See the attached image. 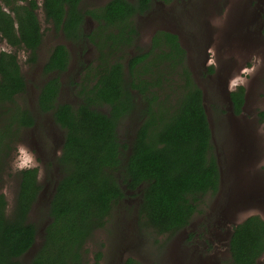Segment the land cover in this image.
Masks as SVG:
<instances>
[{"label":"trees","instance_id":"trees-1","mask_svg":"<svg viewBox=\"0 0 264 264\" xmlns=\"http://www.w3.org/2000/svg\"><path fill=\"white\" fill-rule=\"evenodd\" d=\"M2 1L14 17L0 5V38L31 51L29 61L36 63L44 36L37 0ZM82 1L43 0L48 22L68 41L92 44L97 59L84 66L75 84L77 106L58 102L60 76L72 59L68 47L56 45L43 67L45 76L56 75L41 88L38 105L65 131L58 158L63 174L31 264H87V242L105 227L128 190H140V223L171 236L187 228L205 198L215 196L221 186L204 94L178 35L157 31L148 50L131 54L140 36L136 17L147 13L155 0H110L86 11ZM86 18L96 23L89 32ZM26 92L17 56L0 53V168L22 132L35 126L33 113L22 101ZM230 97L234 113L240 115L245 88L238 86ZM139 105L140 126L131 146L126 145L119 125ZM40 191L38 168L23 169L13 218L7 214L6 196L0 194V264H20L35 245L38 229L29 215ZM229 251V264H256L264 255V220L259 215L233 226ZM101 257L96 255L95 264ZM123 264L142 263L129 257Z\"/></svg>","mask_w":264,"mask_h":264},{"label":"rangeland","instance_id":"rangeland-1","mask_svg":"<svg viewBox=\"0 0 264 264\" xmlns=\"http://www.w3.org/2000/svg\"><path fill=\"white\" fill-rule=\"evenodd\" d=\"M37 1L44 33L38 60L30 63L29 54L23 50L19 56L28 86L22 101L33 113L35 126L22 132L0 168V194L7 198L10 218L14 217L20 172L38 168L41 193L29 215L38 235L35 245L20 258V264H31L42 245L50 222L49 204L63 174L58 158L65 131L51 113H41L38 105L41 87L51 77L44 75L43 67L56 45L68 47L72 59L69 70L60 76L58 102L77 106L80 99L75 84L80 82L84 66L95 64L97 59L92 44L68 41L63 32L57 31L45 16L43 0ZM109 1L83 0L81 7L86 11ZM263 14L264 0H155L147 13L136 17L140 36L132 55L140 49L148 50L153 35L160 30L178 35L187 50L190 69L204 94L221 186L215 196L205 198L191 224L171 236L158 234L140 223V190H128L105 227L87 242V264H95L98 253L102 254L99 264H123L129 257L142 264H229L228 243L233 226L252 215L264 220ZM95 26L92 19L86 18V32ZM238 86L245 87L246 100L240 115L234 113L230 97ZM137 103H141L139 97ZM140 108L141 105L119 125L120 140L126 145L131 146L140 126ZM257 264H264V256Z\"/></svg>","mask_w":264,"mask_h":264},{"label":"flooded vegetation","instance_id":"flooded-vegetation-1","mask_svg":"<svg viewBox=\"0 0 264 264\" xmlns=\"http://www.w3.org/2000/svg\"><path fill=\"white\" fill-rule=\"evenodd\" d=\"M29 1H31V0H28V2ZM161 1H164V0H161ZM38 2V1H37ZM19 4L20 5H27V3H25V2H19ZM38 4H39V2H38ZM0 5L2 6V8H3V10H5V11H7L8 13H11L12 14V16L14 17V14L12 13V12H10V10H9V8L6 6V4L2 1V0H0ZM36 12H37V10H36ZM38 14V13H37ZM263 16H264V14H263ZM263 24H264V21H263ZM232 29V28H231ZM234 30V29H233ZM235 31H236V29H235ZM181 42V41H180ZM26 51L28 54H29V58H28V61H29V59H30V57H31V51H28V50H26L25 48H23V47H21V48H18V47H16V46H13V45H11V44H9V42L7 41V40H5V39H1L0 38V53H2V52H6V53H9V54H14V55H16L17 56V60H18V62H19V64H20V60H19V56H21V53H20V51ZM232 50V49H231ZM235 50V49H234ZM38 51L39 50H37V55H38ZM233 51V50H232ZM38 59V58H37ZM208 60H209V55H208V57H207V62H208ZM30 62V61H29ZM31 63V62H30ZM33 64H35V63H33ZM20 67H21V65H20ZM21 71H22V68H21ZM45 75V74H44ZM56 74H52V75H46L47 77H49V76H51L50 78H52L53 76H55ZM239 75H242V72H239ZM250 75V73L248 74V76ZM247 76V77H248ZM49 78V79H50ZM48 79V80H49ZM61 79V78H60ZM47 82V81H46ZM45 82V83H46ZM45 83H44V85H45ZM230 82H228V85H227V87H230L229 84ZM43 85V86H44ZM42 86V87H43ZM28 87V86H27ZM41 87V88H42ZM244 87V86H243ZM245 88V87H244ZM237 90V88L234 90V91H232V92H235ZM41 91V90H40ZM246 101V100H245ZM233 106V105H232ZM244 107V106H243ZM242 110H243V108H242ZM33 168H36V167H33ZM228 250H229V243H228ZM229 254H230V251H229ZM264 256V255H263ZM262 256V257H263ZM231 257V256H230ZM261 257V258H262ZM260 258V259H261ZM258 262V261H257ZM257 264V263H256Z\"/></svg>","mask_w":264,"mask_h":264},{"label":"water","instance_id":"water-1","mask_svg":"<svg viewBox=\"0 0 264 264\" xmlns=\"http://www.w3.org/2000/svg\"><path fill=\"white\" fill-rule=\"evenodd\" d=\"M183 47H184V46H183ZM231 91H232V90H231ZM208 120H209V119H208ZM210 127H211V126H210ZM249 217H250V216H249ZM247 218H248V217H247ZM247 218H246V219H247ZM243 221H244V220H243ZM243 221H242V222H243ZM242 222H240V223H242ZM240 223H238V224H240ZM230 236H231V235H230Z\"/></svg>","mask_w":264,"mask_h":264}]
</instances>
